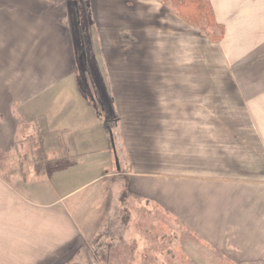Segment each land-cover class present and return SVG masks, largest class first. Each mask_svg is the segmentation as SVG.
I'll return each mask as SVG.
<instances>
[{
	"label": "crops",
	"instance_id": "0c3cea01",
	"mask_svg": "<svg viewBox=\"0 0 264 264\" xmlns=\"http://www.w3.org/2000/svg\"><path fill=\"white\" fill-rule=\"evenodd\" d=\"M68 1L78 8V0H0V173L9 172L0 176V226L7 224L0 228V253L57 252L64 264L146 263L149 229L142 220L134 224L127 206L132 198L119 192L126 180L264 182V0H208L224 29L220 57L233 81L224 87L171 79L181 72L170 64L175 53L182 56L193 41L196 46V36L175 15L155 16L156 1L139 2L143 19L158 20L139 36H122L126 22L139 17L125 7L131 0H84L101 48L100 87L113 122L80 86L86 59L82 54L80 70L67 26L50 15L38 20L39 11L50 13ZM173 23L190 36L178 32L166 42L161 31ZM210 105L216 109L209 111ZM222 113L246 127L229 139L202 126ZM77 176L85 181L65 189ZM52 235L60 243L50 249Z\"/></svg>",
	"mask_w": 264,
	"mask_h": 264
},
{
	"label": "rangeland",
	"instance_id": "374dc122",
	"mask_svg": "<svg viewBox=\"0 0 264 264\" xmlns=\"http://www.w3.org/2000/svg\"><path fill=\"white\" fill-rule=\"evenodd\" d=\"M139 1L131 0L133 3L125 4V7L132 10L133 13L136 9L139 17L133 18L132 25L126 22L125 29H122L124 31L121 33L122 36L125 33L139 36L144 27L147 28L149 23L158 20L155 17H149L150 21L146 18L143 19L141 16L142 3ZM154 1L157 5V10H155L157 15L155 16L162 15L164 12L169 15V18H179L170 8L169 0ZM52 2L57 5L61 0H52ZM78 4V8H75V4L68 1L64 3L61 9L54 8L50 13L49 11L46 13L39 11L38 20L40 16L50 15L60 19L62 24L67 26L72 34L70 39L77 44L75 51L80 70L83 69L82 54L86 59L85 71L83 70L79 74L80 86L85 95L94 101L98 109L99 104H102L101 109H105V120L113 122L111 106L101 89L102 85L104 86L101 83L104 78L101 71L104 64L98 37L96 32L92 30L94 29V22L90 15V5H85L84 0H78ZM119 22L122 25L124 23V21ZM173 25L172 30L161 31L159 29L162 32L161 36L171 37L174 34L178 37V32L182 36H190V34L184 33L183 29L185 31L188 29L183 27V24H180L179 27L178 24L173 23ZM59 26L63 27L60 24ZM190 26L196 36V46L193 41L182 51V56L175 53L177 57L170 64L178 71L180 69L182 73L179 71L177 76L171 75V79L175 83L193 82L199 85L213 83L223 84V87L233 82L227 66L220 57L221 52L218 43L209 40L211 36L218 37L220 30L215 28L206 34L198 28ZM89 30L92 33H89ZM91 39L93 48H91V41H89ZM79 44L84 49L83 51ZM149 44L152 43L149 41ZM152 53L156 58L155 52L152 51ZM149 63H155V61ZM165 65L168 66L169 64ZM165 77L164 79L170 78ZM153 79L157 82L160 80V76H154ZM96 86L97 89L95 90ZM99 91L100 99L96 94ZM214 109L216 107L210 105L209 111ZM211 119L210 122L209 117H207L206 124L203 123L202 126H207V131L211 134H228L226 137L229 139L232 138L233 133L242 131V128L246 127V124L233 122V118L227 113H222L219 119L215 118V114H212ZM201 122H197L196 125H201ZM21 124L23 123L21 122ZM112 131L118 132L116 128ZM29 144L33 146L31 143ZM112 146L113 150L114 144ZM180 150L185 149L179 148ZM113 160H115V156H113ZM3 162L5 161L0 157V163ZM113 168L116 169L115 164ZM7 175L9 176V172L0 173L2 177ZM128 180H126V187L119 192L123 191L125 196L132 198L128 201L127 206L133 208L132 213L137 217L134 224L140 223L139 221L142 220V226L149 229V233L145 237L146 243H144L148 245L145 255L148 261L142 264H264V234L262 235L264 233V182L224 181L217 178H209L204 181L181 180L179 178L152 180L134 177ZM84 181L83 176L71 177L70 182H67L69 185L65 189L74 188V184ZM140 208L141 211L137 210ZM57 224L53 227V233L59 229ZM6 226L7 224L4 223L0 228H6ZM42 227L46 228L47 225H40L37 229ZM19 232L21 235L22 230ZM51 238L52 245L50 242L47 247L50 249L53 244L60 243L58 236L52 235ZM54 240L56 243H53ZM253 247L255 248L254 251L252 250ZM258 247L260 248L259 251L256 250ZM91 248L92 246L89 245L87 250ZM0 255V260L4 261V264H58V261H62L61 264H64L66 262L65 257L59 256L57 252L44 255V253L36 251L18 250L4 251ZM74 256L75 254H73ZM73 260L77 261L75 257ZM66 264H70V261L68 260Z\"/></svg>",
	"mask_w": 264,
	"mask_h": 264
},
{
	"label": "trees",
	"instance_id": "16d2710c",
	"mask_svg": "<svg viewBox=\"0 0 264 264\" xmlns=\"http://www.w3.org/2000/svg\"><path fill=\"white\" fill-rule=\"evenodd\" d=\"M170 8L173 13L177 15L184 22L198 28L204 33L212 29H219L220 35L218 37L211 36V42L218 43L221 41L224 29L217 25L211 5L208 0H169Z\"/></svg>",
	"mask_w": 264,
	"mask_h": 264
},
{
	"label": "water",
	"instance_id": "95a60500",
	"mask_svg": "<svg viewBox=\"0 0 264 264\" xmlns=\"http://www.w3.org/2000/svg\"><path fill=\"white\" fill-rule=\"evenodd\" d=\"M118 162L117 158H116V163Z\"/></svg>",
	"mask_w": 264,
	"mask_h": 264
}]
</instances>
